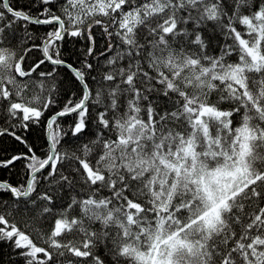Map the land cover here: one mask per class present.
<instances>
[{"label": "snow or ice", "instance_id": "6c2138e0", "mask_svg": "<svg viewBox=\"0 0 264 264\" xmlns=\"http://www.w3.org/2000/svg\"><path fill=\"white\" fill-rule=\"evenodd\" d=\"M0 264H264V0H0Z\"/></svg>", "mask_w": 264, "mask_h": 264}, {"label": "trees", "instance_id": "16d2710c", "mask_svg": "<svg viewBox=\"0 0 264 264\" xmlns=\"http://www.w3.org/2000/svg\"><path fill=\"white\" fill-rule=\"evenodd\" d=\"M4 260L5 262L7 261V250L6 249L4 250Z\"/></svg>", "mask_w": 264, "mask_h": 264}]
</instances>
